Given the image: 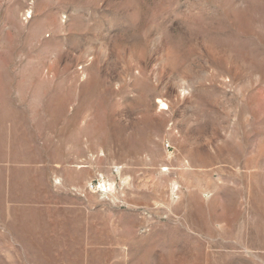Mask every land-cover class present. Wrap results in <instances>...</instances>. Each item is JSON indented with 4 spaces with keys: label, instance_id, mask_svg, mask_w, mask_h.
I'll use <instances>...</instances> for the list:
<instances>
[{
    "label": "rangeland",
    "instance_id": "obj_1",
    "mask_svg": "<svg viewBox=\"0 0 264 264\" xmlns=\"http://www.w3.org/2000/svg\"><path fill=\"white\" fill-rule=\"evenodd\" d=\"M0 264H264V0H0Z\"/></svg>",
    "mask_w": 264,
    "mask_h": 264
}]
</instances>
